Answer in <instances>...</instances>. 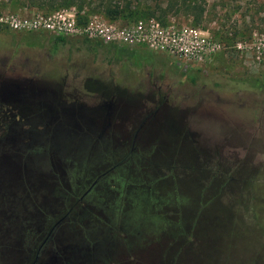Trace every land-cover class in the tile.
I'll return each instance as SVG.
<instances>
[{
    "label": "rangeland",
    "instance_id": "rangeland-1",
    "mask_svg": "<svg viewBox=\"0 0 264 264\" xmlns=\"http://www.w3.org/2000/svg\"><path fill=\"white\" fill-rule=\"evenodd\" d=\"M154 1L110 20L0 0V105L68 111L45 149L14 133L1 143L30 154L3 164L0 264H33L55 226L38 264H264V0ZM72 10L121 28L154 20L167 49L198 29L208 50L199 63L10 24ZM216 219L221 247L207 240Z\"/></svg>",
    "mask_w": 264,
    "mask_h": 264
},
{
    "label": "built area",
    "instance_id": "built-area-1",
    "mask_svg": "<svg viewBox=\"0 0 264 264\" xmlns=\"http://www.w3.org/2000/svg\"><path fill=\"white\" fill-rule=\"evenodd\" d=\"M5 21L0 16V22ZM11 26L17 30L50 31L64 36H84L89 39L105 42L122 43L129 46L147 44L150 48L161 51H171L184 59L192 61L203 60L207 53V39L198 29H190L174 38L170 49L162 44L163 33L160 24L154 20L139 22L134 27L121 28L114 23H108L97 16L81 18L75 10L57 13L54 16L11 17ZM168 40V39H166ZM198 63V64H199Z\"/></svg>",
    "mask_w": 264,
    "mask_h": 264
},
{
    "label": "flooded vegetation",
    "instance_id": "flooded-vegetation-1",
    "mask_svg": "<svg viewBox=\"0 0 264 264\" xmlns=\"http://www.w3.org/2000/svg\"><path fill=\"white\" fill-rule=\"evenodd\" d=\"M3 82H1L0 87V101L6 100L9 95L4 93ZM28 109L26 114L21 115V110ZM67 108L66 106H49V104H42V106H8L6 104L0 105V147L6 139L11 138V134L14 133L15 137L22 138V141H28L29 143H40L41 147L45 149L48 143H51L53 137L56 135L52 134V129L54 134H56V128L60 127L59 137H65L66 130L63 126L67 125ZM13 139V138H12ZM29 146V145H28ZM43 152H46L44 151ZM12 153V154H11ZM25 151H3L0 150V179L2 181L3 176V164L5 159L8 158L7 155L20 154L25 157H29V152L25 155ZM28 173H31V171ZM35 174V173H31ZM27 180L28 183L34 185V179L30 176L23 179L21 183L23 184ZM46 197V190L43 191ZM64 220V219H63ZM60 220L56 224L59 225L63 222ZM57 226L50 230V234L45 239V241L40 244L36 250V259L33 264H38L40 262V254L47 249L49 240L53 232L56 231ZM67 253V252H65ZM50 263V262H49Z\"/></svg>",
    "mask_w": 264,
    "mask_h": 264
},
{
    "label": "trees",
    "instance_id": "trees-1",
    "mask_svg": "<svg viewBox=\"0 0 264 264\" xmlns=\"http://www.w3.org/2000/svg\"><path fill=\"white\" fill-rule=\"evenodd\" d=\"M17 7H24V8H36L39 10H44L47 12L50 11H59L61 9H67L72 6H81L82 8L88 7L93 9H101L102 11L105 12L106 16L110 18V20H117L121 16H124L127 11H129L133 6H139L143 7L144 4H146L148 1H153V0H11ZM158 0H155V4L157 5ZM58 40L61 42H65L66 38L65 37H58ZM229 220V219H228ZM228 220L226 219L227 223ZM218 219H216L214 222H210L209 224V229L211 230L208 241L209 243L211 242V245H217L220 247L225 244V235H216L213 233L214 230H216V226L219 225L221 226L222 222H218L217 224L214 223L217 222ZM229 228L228 232H233L235 229H237V224L234 222L231 224L230 222L228 223ZM214 226V227H213ZM186 225H181L179 224V230L181 233L180 236H183L185 239L193 242L196 238L192 234H188L189 229H186ZM213 228V229H212ZM194 227L192 228L191 231H194ZM242 231V230H241ZM231 239H228L230 241ZM210 258L208 257V260L205 261V263L208 262V264H216L218 261V257H216L215 254L209 255ZM59 259V258H58ZM62 259V258H61ZM60 259V260H61ZM65 259V261H64ZM58 261V264H67L68 260L66 259L65 255L63 258V261ZM61 262V263H60ZM204 263V264H205Z\"/></svg>",
    "mask_w": 264,
    "mask_h": 264
}]
</instances>
